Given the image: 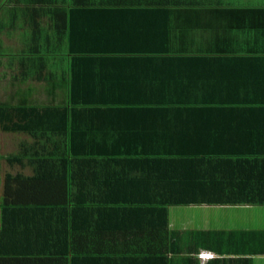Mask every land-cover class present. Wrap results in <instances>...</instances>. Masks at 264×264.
Segmentation results:
<instances>
[{
    "label": "crops",
    "instance_id": "obj_1",
    "mask_svg": "<svg viewBox=\"0 0 264 264\" xmlns=\"http://www.w3.org/2000/svg\"><path fill=\"white\" fill-rule=\"evenodd\" d=\"M32 5L34 8L27 6L29 14L18 10L10 14V8L0 13V102L8 97L14 105L21 101L31 108L23 119L13 118L12 124L29 127L43 138L46 171H37V179L45 194L43 198L40 192H32L35 198L200 200L167 207L165 215L113 202L88 203L90 207L84 210L88 216L80 220V234L77 232L80 241H73V245H80V261L264 264V203L229 201L264 200V0H45ZM41 6L46 10L39 11ZM70 7H80L76 26V18L71 16L77 15H69ZM239 7L244 8L239 16L224 13L226 8ZM142 35L157 36L156 43L149 46L152 51L146 54L165 58L163 62H143L141 58L129 63L71 61L82 40L85 44L90 39L87 45L95 39L110 45L117 36L127 40ZM71 37H77L76 41L70 43ZM193 57L202 59L194 61ZM100 68H105L111 84L119 79L139 87L147 82L157 86L180 82L194 88L192 93L198 97L203 92L211 101L232 103L223 100L228 95L233 103L253 102L254 109L244 110V105L233 111L197 115L172 112L170 120L189 124L178 132L190 137L178 141L175 159L83 158L80 135H88L83 146L86 142L100 152L114 151L112 143L117 135L150 134L159 123L153 122L155 112L98 103L100 98L94 95L104 76ZM221 86H227L225 94L220 93ZM141 97L147 99L146 95ZM84 99L93 102L83 103ZM215 132L226 137L215 139ZM0 133L23 135L20 139L26 135L1 129ZM142 141L138 142L139 150L150 151L149 143L144 146L145 139ZM56 148L65 158L60 162L63 169L54 175V157L48 154ZM124 150L122 146L120 151ZM6 155L0 159V180L5 173L29 179L35 176L26 160L8 165ZM2 165L7 166L5 170ZM48 214L53 222V211ZM61 222V215L55 218V224ZM62 223H68V217L64 216ZM58 227L51 232L60 233L56 239L66 240ZM83 252L90 256L83 257ZM200 254H210L211 258L204 261ZM76 260L77 256L73 260L66 254L36 264H74Z\"/></svg>",
    "mask_w": 264,
    "mask_h": 264
},
{
    "label": "trees",
    "instance_id": "obj_2",
    "mask_svg": "<svg viewBox=\"0 0 264 264\" xmlns=\"http://www.w3.org/2000/svg\"><path fill=\"white\" fill-rule=\"evenodd\" d=\"M45 0H0V12L7 13L6 9L10 8L8 11L10 14L17 13V10L20 13L29 14L26 12L28 7L34 8L33 3H44ZM6 3V4H5ZM22 8V10H20ZM46 10L45 7H39V11ZM119 10V9H118ZM244 10V8L234 9L226 8L224 13L229 15L239 16V11ZM30 11V10H29ZM69 15L76 14L77 16H71L76 18V23H80V7H70L67 9ZM31 13H38L33 12ZM44 13V12H42ZM79 21V22H78ZM77 37H71L70 43L76 41ZM80 38V37H78ZM126 38V37H125ZM127 39V38H126ZM157 36L148 37L146 35L130 37L127 40L121 39L120 36L117 38L111 39L110 45L104 44L95 39L96 42L91 45H87L90 41L88 39L82 47H76V53L72 57L71 61L78 62L80 61H90L91 63H97L98 61L102 63H112L116 61H122L123 63L141 61L143 62H163L164 59L158 58L153 54H146V51L150 52L151 45H154L157 40ZM154 50V49H153ZM156 50V49H155ZM158 50V49H157ZM83 53L88 54H81ZM138 53L135 55V53ZM141 52H145V55H140ZM133 53V54H130ZM132 55V56H131ZM134 56V57H133ZM143 56V57H142ZM202 56V55H197ZM167 59L173 60V57H168ZM194 61H201V57H193ZM103 72L104 76L99 79L101 84L95 89L94 97L100 98L98 103L102 105H108L115 103L119 105L114 107L117 109L124 110H142L155 112V119L153 122H159L158 126H154V131L150 134H124L117 135L115 141L112 143V146H115L114 151L106 150L104 152L97 151L93 149L91 145L84 143V138L88 135H80L83 139L80 138V157H99L104 156L108 158L110 155L113 157L120 156L124 159L126 158H139V159H150V160H167L175 159L174 149L180 140H188L189 134L179 133L178 130L182 126L189 125L185 120L179 121L177 119L170 120L169 115L172 112L182 113V112H195L194 115L203 114L207 112H222V111H233L246 105L244 110H253V102L245 101L244 103L238 102L233 103V98L225 95L223 100H229L232 103L220 102V101H211L208 97H205L203 92H200L199 97L194 95L192 91L194 88L184 86L182 83H174L173 81L165 82L164 85H152V84H143L139 86L124 84L125 81L121 79L118 80L116 84H111L108 81L109 76L105 73V68H100L99 72ZM85 88V87H84ZM138 91L136 92V90ZM203 90L204 88H197ZM227 86H221L220 93L225 94ZM93 90V87L88 89L89 92ZM146 95L147 99H144L141 96ZM174 96L178 98L177 101H174ZM80 102V100L74 99V102ZM83 103H91L88 99H84ZM21 101H16V104L8 102V97L5 99V102H0V129L7 131H21L25 135L21 141H19L18 151L12 154L5 156L4 160L6 164H19L21 160H26L25 165L31 167L34 172V177L29 179L20 174H9L5 173L3 180H0V264H36L37 262L44 263L47 257L53 256H62L68 254L72 256L73 260L75 256L78 257V260L74 264H86L80 261V245H73V241H80L78 237L80 235V220L85 219L88 216V212L84 210L89 208L88 203H99L102 204H112L116 203L123 208H133L134 206L147 209L152 214L162 213L165 215L167 207L173 205H187L192 203H199L200 200L187 199V198H138L131 197V200L126 198L124 199H113L110 201H84L81 198H68V199H48V201H41L42 199H36L34 193L43 194L44 198V185L40 184L37 171L44 172L46 171L45 165V148L42 141L43 138L40 137L41 134L36 135L33 132H30L29 127L24 125L12 124L13 118L18 117L19 120L23 119L24 115L30 109L23 105ZM197 105V107H195ZM233 105V106H231ZM230 106V107H227ZM260 109V108H257ZM264 110V108L262 109ZM166 112V113H163ZM168 112V113H167ZM175 113V114H176ZM19 115V116H18ZM215 139L221 140L226 137L224 133H217L213 135ZM88 139V138H87ZM145 139V142H143ZM139 140H143V145L145 146L149 143V148L151 150L140 151V146L138 145ZM86 141V140H85ZM93 141V140H92ZM121 143V145H120ZM75 144V143H70ZM122 146L125 147L124 151H120ZM142 147V146H141ZM91 148V149H90ZM138 148V149H136ZM187 155V153H183ZM48 156L54 157L53 159V174L57 175V170L63 169L60 165V162L65 158V154L59 148L51 149V152ZM0 155V159H1ZM110 157V158H112ZM115 159V158H113ZM165 162V161H164ZM56 164V165H55ZM32 180V181H31ZM60 181V180H56ZM47 185V184H46ZM59 185V184H56ZM67 185V183H66ZM59 187H64L59 186ZM60 189V188H59ZM53 190V189H52ZM61 190V189H60ZM47 193L49 190L46 188ZM54 192L56 190H53ZM80 195V194H79ZM47 197V196H46ZM67 197V195H66ZM82 197V195H81ZM220 201V200H217ZM236 203H245L249 205H257L264 203V200L255 199V198H245V199H236L229 200ZM50 202V204H49ZM67 207L71 209H67ZM161 208V210H160ZM58 210V211H57ZM53 211V222L51 217L46 213H51ZM68 211V214L66 213ZM60 212L61 219L63 222L64 216L68 217V223L55 224V218L60 215L56 213ZM90 212V211H89ZM45 215V216H44ZM84 217H83V216ZM58 226H62L59 228ZM58 227L60 230L65 232L66 240L56 239L58 234L51 232L52 229ZM54 236L55 239H50ZM52 238V237H51ZM56 241V245L54 242ZM75 253V254H74ZM83 257L90 256V254L83 252ZM91 264V263H90Z\"/></svg>",
    "mask_w": 264,
    "mask_h": 264
},
{
    "label": "rangeland",
    "instance_id": "obj_3",
    "mask_svg": "<svg viewBox=\"0 0 264 264\" xmlns=\"http://www.w3.org/2000/svg\"><path fill=\"white\" fill-rule=\"evenodd\" d=\"M2 13V12H0ZM23 137V135H18L14 133H6L2 134L0 133V155H5V154H12L18 151L17 143L21 141L20 139ZM2 170L6 169V165H2Z\"/></svg>",
    "mask_w": 264,
    "mask_h": 264
},
{
    "label": "built area",
    "instance_id": "obj_4",
    "mask_svg": "<svg viewBox=\"0 0 264 264\" xmlns=\"http://www.w3.org/2000/svg\"><path fill=\"white\" fill-rule=\"evenodd\" d=\"M200 258L204 261H208L211 258V255L209 254H200Z\"/></svg>",
    "mask_w": 264,
    "mask_h": 264
},
{
    "label": "clouds",
    "instance_id": "obj_5",
    "mask_svg": "<svg viewBox=\"0 0 264 264\" xmlns=\"http://www.w3.org/2000/svg\"><path fill=\"white\" fill-rule=\"evenodd\" d=\"M210 260V259H209Z\"/></svg>",
    "mask_w": 264,
    "mask_h": 264
}]
</instances>
